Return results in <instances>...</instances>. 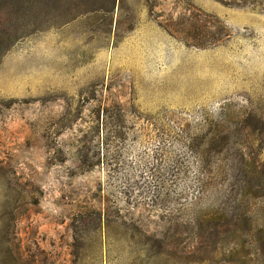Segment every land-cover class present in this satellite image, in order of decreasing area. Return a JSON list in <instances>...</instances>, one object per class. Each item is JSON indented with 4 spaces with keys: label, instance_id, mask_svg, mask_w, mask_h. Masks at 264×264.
<instances>
[{
    "label": "rangeland",
    "instance_id": "1",
    "mask_svg": "<svg viewBox=\"0 0 264 264\" xmlns=\"http://www.w3.org/2000/svg\"><path fill=\"white\" fill-rule=\"evenodd\" d=\"M0 264H264V0H0Z\"/></svg>",
    "mask_w": 264,
    "mask_h": 264
},
{
    "label": "trees",
    "instance_id": "2",
    "mask_svg": "<svg viewBox=\"0 0 264 264\" xmlns=\"http://www.w3.org/2000/svg\"><path fill=\"white\" fill-rule=\"evenodd\" d=\"M163 26L166 28V30L173 35H183L186 39H195V35L200 29L202 32H209L210 26L205 22L202 21L201 23H198V20L193 12L190 11H183L182 14L178 17V19L173 20V22L163 24ZM198 45L201 44V42H196ZM220 134V131L218 129L213 130H207L206 132L201 133L199 135V139L203 141V145H206V149L204 152L201 151L199 156V168L200 170H205L206 161L209 160L208 157H205L204 155L208 152H215L212 147L213 144L218 142L217 136ZM198 136H195L193 138H188V144L190 146L191 142L190 140H194ZM206 140V141H204ZM210 140V141H209ZM210 161V160H209ZM207 163L210 165V163L207 161ZM203 185L202 181L199 182V187ZM159 241L158 243V251L156 252V255H161L163 253L164 249L160 245L161 239H157ZM154 244V240H152L151 245Z\"/></svg>",
    "mask_w": 264,
    "mask_h": 264
}]
</instances>
